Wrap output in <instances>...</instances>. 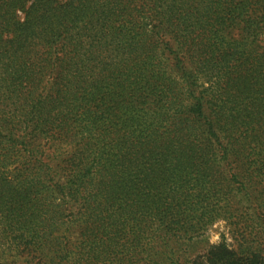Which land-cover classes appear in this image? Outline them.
Listing matches in <instances>:
<instances>
[{"label": "trees", "instance_id": "trees-1", "mask_svg": "<svg viewBox=\"0 0 264 264\" xmlns=\"http://www.w3.org/2000/svg\"><path fill=\"white\" fill-rule=\"evenodd\" d=\"M260 134L264 0H0V264L191 235Z\"/></svg>", "mask_w": 264, "mask_h": 264}, {"label": "rangeland", "instance_id": "rangeland-1", "mask_svg": "<svg viewBox=\"0 0 264 264\" xmlns=\"http://www.w3.org/2000/svg\"><path fill=\"white\" fill-rule=\"evenodd\" d=\"M255 138L263 145L261 134L260 138L250 137ZM255 144L256 141L251 146ZM228 162L229 165L220 167L222 174L237 179L230 184L217 185L224 188L227 195L215 201L217 215L209 226L202 224L200 230H195L191 235L186 231L175 233L167 237L165 245L158 241L157 236L146 234L142 247H139L140 252L131 249L129 239L125 238L115 244V252L101 256L96 262L93 259L89 261L86 256L84 263L153 264L152 261H156L157 264H172L171 260H176L180 264H210L212 250L221 256L227 254L236 262L245 263L255 259L264 264V148L257 150L248 147L240 155L232 153L228 156ZM107 231L112 235L113 230L107 228L104 234ZM107 238L108 235L105 236ZM67 247L73 248L71 244H67ZM4 254L5 262L10 264H36L35 247L29 249L21 246L17 251L8 246Z\"/></svg>", "mask_w": 264, "mask_h": 264}]
</instances>
